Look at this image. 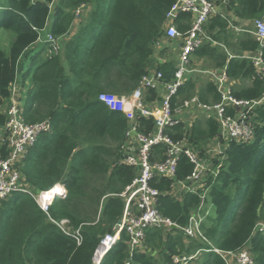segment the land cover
<instances>
[{
	"label": "trees",
	"instance_id": "1",
	"mask_svg": "<svg viewBox=\"0 0 264 264\" xmlns=\"http://www.w3.org/2000/svg\"><path fill=\"white\" fill-rule=\"evenodd\" d=\"M175 1L0 0V34L9 36L7 47L0 44V126L6 119L10 87L18 77L17 102L23 120L50 123L49 132L40 133L17 163L21 179L34 191L57 183L66 189L65 195L54 197L47 214L26 193L0 199V264H95L100 239L121 218L124 199L119 194L136 176L133 167L120 162L128 121L98 95H129L153 67L165 80L173 77L172 62L157 63L154 52L156 42L165 36L166 14ZM212 1L219 12L205 22L209 40L193 50L190 66L194 68L199 60L210 69L226 66L233 81L232 95L258 99L264 94V79L252 62L229 57L220 46L236 53L260 47L264 58V44L260 46L250 32H237L231 26L264 20V0ZM82 3L92 9L60 51L41 59L43 48L30 49L44 28L57 38L67 34L74 10ZM189 22L188 12L173 20L182 32ZM192 96L200 104L220 101L212 80L190 77L171 97L173 115ZM144 99L157 100V90L147 88ZM235 110L227 107L226 113ZM249 122L252 138L227 140L218 174L207 182L206 200L213 211L202 231L209 243L185 238L178 229L147 228L141 245L130 250L123 230L98 264H173L174 256L197 250L194 264H225L212 247H246L254 264H264V231L256 228L264 222V100L250 113ZM137 123L145 133L154 128L152 118L139 117ZM164 133L173 140H187L203 156L209 142L219 137V126L213 116L202 112L189 125L182 121L167 125ZM164 152L162 144L155 145L150 159H162ZM191 171L192 163L180 155L173 179H185ZM173 179L155 176L150 185L159 191V212L183 226L199 198L190 192L180 197L170 193ZM63 219L69 230H79L80 243L54 223Z\"/></svg>",
	"mask_w": 264,
	"mask_h": 264
},
{
	"label": "built area",
	"instance_id": "2",
	"mask_svg": "<svg viewBox=\"0 0 264 264\" xmlns=\"http://www.w3.org/2000/svg\"><path fill=\"white\" fill-rule=\"evenodd\" d=\"M84 3L74 10V17L80 15L85 8ZM181 12L190 14L188 28L179 31L173 20ZM219 12V8L212 0H176L166 14L164 32L166 38L181 39L178 60L175 65L173 77L165 80L160 71L149 72L142 76L138 86L129 94L117 96L110 93H99L98 98L111 109L120 111L128 121L125 133L123 155L120 162L133 167L136 176L119 194L124 199V208L120 220L113 227V231L106 233L99 241L94 252V263L98 264L105 253L115 244L121 231L128 235V247L133 250L140 246L147 228H172L178 229L185 238H199L209 243L205 238L202 225L211 214L210 204L206 200L208 192V179L212 180L217 174L224 157L221 150L206 151L203 156L193 149L187 140H173L164 133L167 125L176 124L181 109L173 115L170 106L171 97L177 88L186 80L189 73L195 71L189 67L191 53L209 37L205 33L204 24L208 18ZM222 16H224L222 14ZM236 31L250 32L260 46L264 44V20L256 18L244 21L242 25H232ZM47 43V53L56 54L59 50L58 38L48 33L44 38ZM158 41L156 42V44ZM242 57L252 62L256 72L264 79V58L260 47L257 51L246 52ZM208 73L220 93V101L214 104H199L204 113L213 116L219 126V138L226 140L247 141L253 136V128L249 122L250 113L264 100V94L258 99H236L231 93L228 83L226 66L203 70ZM147 88L163 89V94L158 103L146 101L144 91ZM18 86L14 82L10 87V101L5 110V122L0 127V199L6 198L14 192L28 194L44 212L48 213L50 203L56 196H63L66 189L60 183L44 190L34 191L22 181L17 163L34 144L40 133L49 132L48 120L26 123L21 115V107L17 102ZM197 101L195 97L183 102V107H188ZM181 106V107H182ZM227 107H235L233 114L226 113ZM152 118L154 128L150 132L139 129L137 118ZM158 144L164 146V158L151 160L152 147ZM218 152V153H216ZM216 162L212 163L213 155ZM180 155H185L192 163L191 173L182 180H174L176 164ZM155 176L172 178L170 193L175 196L190 192L199 198L198 204L189 213L187 222L179 226L175 221L164 217L157 209L159 191L150 185ZM59 188V190H58ZM62 231L73 236L80 243L79 230H69L66 220L54 222ZM256 228L264 231V222H258ZM210 250L218 254L225 264H254V259L246 247L237 250H221L212 247ZM200 250L191 254H179L173 257V264H193Z\"/></svg>",
	"mask_w": 264,
	"mask_h": 264
},
{
	"label": "crops",
	"instance_id": "3",
	"mask_svg": "<svg viewBox=\"0 0 264 264\" xmlns=\"http://www.w3.org/2000/svg\"><path fill=\"white\" fill-rule=\"evenodd\" d=\"M91 9H92V5L91 4H86L85 5V8L81 11V13H80V15L79 16H77V17H74V19H73V24H72V26H76V27H74L73 29H70L71 30V32H70V30L67 32V34H65L64 36H66V39H68L71 35H73L74 33H75V31L77 30V27L79 26V24H80V21H81V19L82 18H85V17H87V15H88V13L91 11ZM243 23H241V24H239V25H242ZM232 26V25H231ZM235 30V29H234ZM236 31V30H235ZM237 32H240V31H237ZM46 33H48V31H47V28H44L43 30H41V34H40V36H39V38L37 39V41L33 44V45H31L30 46V49H34V50H41L42 48H43V52L42 53H40V58L42 59V58H44L45 56H46V53H47V48H46V46H47V44L45 43V41H44V38H45V34ZM181 43H182V40L181 39H169V38H166V36H164L163 38H161L159 41H158V43H157V45H159L158 46V48H159V50H158V52H154V58H155V61L157 62V63H161V62H166V61H169V62H172V64L174 65V67H175V64L177 63H174L175 61L174 60H172L171 59V57L169 56L168 58L166 57V55L164 54L165 53V49L166 48H168L169 46H172L173 48H174V50L176 49V51L178 52L177 54H179V49H180V45H181ZM45 47V49H44V47ZM223 50H226L227 51V53H228V55H229V57H232V56H243L246 52H241V53H236V52H233V51H229V49L227 50L223 45H221L220 46ZM38 50V51H39ZM175 51V52H176ZM174 52V51H173ZM256 52V51H255ZM254 52V53H255ZM178 56V55H177ZM158 57H162L163 59H162V61H161V59H160V61L158 62V60H157V58ZM175 59V58H174ZM190 60H191V58H190ZM27 61V60H26ZM195 66L196 67H194V68H192L191 66H190V62H189V67L191 68V69H193V70H195V71H193V72H191V73H189V75L187 76V78H190V77H195V76H197L198 77V79L199 80H201V79H204V78H208V79H210V80H212L211 79V77H210V75L208 74V73H205V72H203V70H213V69H210V68H208V67H206V66H204L203 65V61H197V63L195 64ZM222 67H224V66H222ZM221 67V68H222ZM220 68V67H219ZM219 68H217V69H219ZM215 69V68H214ZM154 71H156V69H155V67H153V68H151L150 69V72H154ZM228 77V76H227ZM213 81V80H212ZM199 82V81H198ZM198 82H197V84H198ZM232 80H230L229 78H228V83L230 84V86H232ZM15 83L20 87V79L17 77V80L15 81ZM29 82H28V80H26L25 81V84L27 85ZM218 91V90H217ZM163 94V89L162 88H160L159 90H157V100H153V101H151V102H155V103H158L159 102V100L161 99V95ZM193 97H195L196 99H197V97L196 96H192L191 98H193ZM190 98V99H191ZM9 101H10V98H9ZM199 103V101H198V99H197V101H195V102H193L192 104H190L188 107H182V111L179 113V115H178V117L180 118V121H182V122H184V123H186V124H191V122L192 121H194V119L200 114V113H202L203 112V110L201 109V107L198 105V103ZM200 104V103H199ZM1 127V126H0ZM226 139L225 138H219V137H217V138H215V139H213V140H211L210 142H209V144H208V151H212L213 152V150H215V151H219V150H221V152L224 150V148L226 147ZM206 150V151H207ZM220 152V153H221ZM216 153H218V152H216ZM212 155H213V153H212ZM201 156V155H200ZM217 155H213V157H212V163L213 162H215L216 160H215V157H216ZM224 157V156H223ZM181 196V194H179L177 197H180ZM209 203V202H208ZM210 204V203H209ZM211 205V204H210ZM213 211V207H212V205L210 206V212H212ZM198 256V255H197ZM194 262H195V260L193 261V264H194Z\"/></svg>",
	"mask_w": 264,
	"mask_h": 264
},
{
	"label": "rangeland",
	"instance_id": "4",
	"mask_svg": "<svg viewBox=\"0 0 264 264\" xmlns=\"http://www.w3.org/2000/svg\"><path fill=\"white\" fill-rule=\"evenodd\" d=\"M84 18H82L81 19V21H80V24H81V22H82V20H83ZM79 24V25H80ZM74 27H76L75 25L74 26H72L71 27V29H73ZM79 27V26H78ZM77 27V28H78ZM70 32H71V30H70ZM48 33H46L45 34V37H46V35H47ZM8 35L7 34H5V33H1L0 34V44L2 45V47H7L8 46ZM66 40V36H60V37H58V44H59V49L61 50V48L63 47V45H64V41ZM158 46L159 45H157V44H155V52H158V50H159V48H158ZM60 50H58V51H60ZM174 51V52H173ZM176 49L174 50V48L172 47V46H169L168 48H166L165 49V55H166V57L168 58L169 56L171 57V59L172 60H174L175 62L174 63H176L177 62V60H178V52L176 51ZM61 52H63V50L61 51ZM175 58V59H174ZM160 59H161V61H162V57H158L157 58V60H158V62L160 61ZM63 64H65V60H63ZM176 65V64H175ZM193 67H196L195 65L193 66ZM211 214H212V212H211ZM153 253V252H152ZM153 255L154 256H156L157 257V253L155 254V253H153Z\"/></svg>",
	"mask_w": 264,
	"mask_h": 264
},
{
	"label": "water",
	"instance_id": "5",
	"mask_svg": "<svg viewBox=\"0 0 264 264\" xmlns=\"http://www.w3.org/2000/svg\"><path fill=\"white\" fill-rule=\"evenodd\" d=\"M172 228H174V227L172 226Z\"/></svg>",
	"mask_w": 264,
	"mask_h": 264
},
{
	"label": "bare ground",
	"instance_id": "6",
	"mask_svg": "<svg viewBox=\"0 0 264 264\" xmlns=\"http://www.w3.org/2000/svg\"><path fill=\"white\" fill-rule=\"evenodd\" d=\"M58 190H59V188H58Z\"/></svg>",
	"mask_w": 264,
	"mask_h": 264
}]
</instances>
